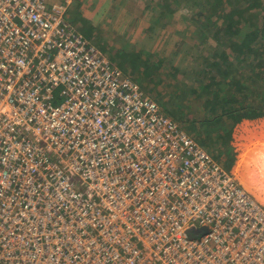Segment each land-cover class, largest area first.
Instances as JSON below:
<instances>
[{"label":"built area","instance_id":"2783aa9c","mask_svg":"<svg viewBox=\"0 0 264 264\" xmlns=\"http://www.w3.org/2000/svg\"><path fill=\"white\" fill-rule=\"evenodd\" d=\"M75 1L0 0V264H264V205Z\"/></svg>","mask_w":264,"mask_h":264},{"label":"trees","instance_id":"16d2710c","mask_svg":"<svg viewBox=\"0 0 264 264\" xmlns=\"http://www.w3.org/2000/svg\"><path fill=\"white\" fill-rule=\"evenodd\" d=\"M188 7L192 9L188 12L200 9L192 37L208 41L209 49L197 44L190 64L180 66V75H190L189 71L192 75L186 87L202 89L196 93L205 113L214 114L218 122L264 117V0H191L184 12ZM164 10L163 15L169 9ZM169 68L173 75L176 68ZM177 73L176 69L174 78ZM231 166L225 167L232 171Z\"/></svg>","mask_w":264,"mask_h":264},{"label":"crops","instance_id":"0c3cea01","mask_svg":"<svg viewBox=\"0 0 264 264\" xmlns=\"http://www.w3.org/2000/svg\"><path fill=\"white\" fill-rule=\"evenodd\" d=\"M145 2L146 3L140 8L134 7L143 11L142 13H144L145 16L144 19L139 16L133 17L132 14L136 13L129 12L126 0H76L69 8V20L72 26L81 33L88 32V30L91 29L92 35L90 36L92 42L96 44L100 50L102 49L101 51L110 57L114 64L122 68L124 67L125 69L133 70V68H129L127 65L124 66L122 60L137 61L139 60L138 56L132 59L131 55H141L144 57L141 61V63L144 64V69L143 71L141 70L142 73L144 72L143 74L157 71L161 66V73L157 74L158 76L153 75L156 79V84L152 85L148 82L141 84L145 86V92L152 97H156L157 101L164 105L167 113L173 119L177 120V122L195 139L201 138L202 141H207L208 137L204 135L214 136L222 133L226 127L230 126V131L224 134L222 133L223 138L220 140L218 147L215 149L216 152L213 154L218 162L220 161L217 159L216 155L223 152V149L226 148L227 145L230 148V142L237 143V149L235 154L230 151L226 152L229 160L236 158V156L244 158L246 152H249L250 148L247 146L250 144L261 148V145H264V117L243 119L238 122H218L214 120L210 114L205 113V104L202 103L198 108L200 111L198 118L199 122H180L178 120V113L186 112L187 108L193 110L197 105H194L196 102L187 98L184 93H180L179 89L176 88V85L177 87L180 86L177 83V79H166V68L162 67L163 63L161 65L163 57L157 55V46L152 49L154 46L153 41L156 42L155 40L158 39L156 36L158 33H156V31L162 30L157 24L158 19L156 16H164L165 4H162V0H146ZM166 6L169 10H167L168 12L165 13V15H169L172 12L174 15H178L180 12L177 7L171 10L168 5ZM160 8H163V11H160ZM82 15L85 17V20L96 23L99 31L109 32L108 30H111V35L108 37L109 40L105 42V40L95 37L94 29L82 20ZM128 22L134 25L131 33L130 27L126 29L129 24ZM129 73H131V71ZM162 95L171 97L170 99H166L168 104L164 103ZM247 127L249 130L252 128L253 131L249 133V130H245ZM195 131L196 133L192 134ZM252 159L254 162H252L251 165V176H245V170L241 169V167H239L240 170L237 169V171L241 172L240 174L243 178L242 181H240L246 189H250L251 192L247 190L264 205V150L256 151L253 149ZM229 160L226 158V161ZM234 174L237 176L238 172Z\"/></svg>","mask_w":264,"mask_h":264},{"label":"rangeland","instance_id":"374dc122","mask_svg":"<svg viewBox=\"0 0 264 264\" xmlns=\"http://www.w3.org/2000/svg\"><path fill=\"white\" fill-rule=\"evenodd\" d=\"M145 1L146 0H126V5H128L127 9L129 10V12L136 13V14H132L133 17L139 16L140 18L145 19L144 13H142L143 11L141 9L138 10V9L134 8V7L140 8L143 4L146 3ZM190 2H191V0H169L168 3H165V7H167L166 5H168L171 10L175 9L177 7L180 12L178 13V15H174L173 18H172V15L170 16V14L167 15L166 17H165V15L163 17L160 16V18L156 17L158 19L157 24L160 28H162V30H158V32L156 31V33H158V34L154 33V34H156L158 39L155 40L156 42L153 41L154 46L152 47V49H153V48H156V46H157V50H156L157 55L163 57V62H162L163 65H162V63H161V65H162V67L166 68V71H167V73L165 74L166 79L170 80V79L174 78V74H175L176 69H177L178 73L175 75V79H177V83H178V85H180L177 87V89H179L180 93H184L187 98H190L193 102H196V104H194V105H197V106L193 110L187 108L186 112L178 113V120L180 122H199L198 118L200 115V111L198 108L203 103L199 98L200 93L199 94L196 93V91L201 92L202 89L195 90L194 88L186 87L188 82H190V78L192 77V75H191L190 71H189L190 75L188 73H183L180 75L179 73H181L183 70V68L181 69L180 66L186 67L190 64L191 60H190V62L188 61L189 59L192 58L190 56V53L192 51L193 55L196 54V50L194 49V47L197 44L202 43L201 47L204 48L205 50L208 48V46H207L208 41L205 40L202 42V41H200L199 38L197 39V36L195 38L192 37V35L194 34V30H195L193 27L197 28L199 25L197 22H195L197 19L195 12H199L200 9H195L193 12H188V11H192V9H190V7H188L187 11L184 12L185 6L188 3L190 4ZM159 10L163 11V8H160ZM82 20L85 23L89 24L90 27H92V29H94L95 37H97L98 39L105 40V42L109 40L108 37L111 35V33H110V32H112L111 30H108L109 32L99 31L97 24L94 22H90L88 20H85V17L83 15H82ZM128 27H130V33H131L134 25L132 23H129L128 26L126 27V29ZM83 34L86 37L91 39L90 35H92V30L89 29L88 32H85ZM193 49L195 50V53H193ZM131 56H132V59H134L136 56H138L139 60H137V61H134V60L129 61L128 60L127 61L126 59H124V60H122V62L124 64V66L127 65L129 68H133V70L125 69L124 67L122 68L118 65L117 66L120 67L121 70H123L128 76H130V78L133 81H135L141 87V89L143 90L145 95H147L151 100H155L159 104L161 110L164 113H167L164 105L162 103H160L159 101H157L156 97H154V96L152 97L148 93H146L145 92V90H146L145 86L141 84V83H147V82L151 83L152 85L156 84L155 83L156 79L154 78L153 75H157V74L161 73V71H160L162 69L161 66L159 67V70H157V71L147 72L146 74H143L144 72L142 73L141 70L143 71L144 64H142L141 61L143 60L144 57L141 55H131ZM198 60L199 59H197V61ZM169 66L176 68L173 71L174 72L173 75H171L172 73L170 71ZM189 69H191V67L188 68V70ZM130 71H131V73H129ZM162 97L164 98V103L168 104L166 99H170L171 97L170 96L166 97L165 95L164 96L162 95ZM168 116H170V115L168 114ZM210 116L213 117L214 114H210ZM256 118H259V117H256ZM175 121L177 122V120H175ZM230 121H232V120H230ZM230 130H231L230 126L226 127L225 130L222 131V133L224 134L225 132L230 131ZM245 130L248 131L249 130L248 127L245 128ZM251 131H253L252 128L249 130V133H251ZM195 133H196V131L193 132L192 134H195ZM222 133L216 134L214 136L204 135V136L208 137L207 141H202L201 138L196 139V141L201 147H203L206 151H208L209 153H211L213 155L214 152H216L215 149L218 147L220 140L223 138ZM199 136H200V134H199ZM248 139H249V137H248ZM229 144H230V148L227 145V147L223 149V152L216 155V157L225 166L227 165V163H231L232 172L236 173V174L238 172L237 176L242 181L243 177L240 174L241 172L237 171V169L240 170L239 167H241V169L245 170V173H244L245 176H248V175L251 176V174H252L251 165H252V162H254L252 159V152H253V149L255 148V146L253 145L254 146L253 147L252 144L247 146L250 149H249V152H246V154L244 155V158H242L241 156H240V158L236 156V158H232L229 160L226 152L230 151V152H234V154H235L236 149H237L236 148L237 143L230 142ZM261 149L264 150V146L261 147ZM226 158L229 161H226ZM233 169H235V170H233ZM251 180H252V178H251ZM248 190L251 192L250 189H248ZM252 191H253V189H252Z\"/></svg>","mask_w":264,"mask_h":264},{"label":"bare ground","instance_id":"6f19581e","mask_svg":"<svg viewBox=\"0 0 264 264\" xmlns=\"http://www.w3.org/2000/svg\"><path fill=\"white\" fill-rule=\"evenodd\" d=\"M264 146V145H263ZM262 145H261V147H263ZM258 151H262V149L259 147L258 149H257ZM224 167H225V165H223ZM232 172V171H231ZM260 201V200H259ZM262 203V202H261Z\"/></svg>","mask_w":264,"mask_h":264}]
</instances>
